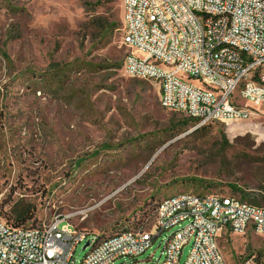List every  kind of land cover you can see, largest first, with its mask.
Instances as JSON below:
<instances>
[{
    "label": "rangeland",
    "instance_id": "obj_1",
    "mask_svg": "<svg viewBox=\"0 0 264 264\" xmlns=\"http://www.w3.org/2000/svg\"><path fill=\"white\" fill-rule=\"evenodd\" d=\"M123 15L122 0H0V217L28 209L30 223L90 207L72 222L102 238L184 191L264 206V107L228 124H185L160 105L156 81L123 72ZM97 17L119 26L107 41ZM248 232L221 240L229 263L260 244ZM159 254L156 241L109 264H155Z\"/></svg>",
    "mask_w": 264,
    "mask_h": 264
},
{
    "label": "built area",
    "instance_id": "obj_2",
    "mask_svg": "<svg viewBox=\"0 0 264 264\" xmlns=\"http://www.w3.org/2000/svg\"><path fill=\"white\" fill-rule=\"evenodd\" d=\"M185 2H193L198 18L189 17ZM142 3L154 5V17L158 19L154 0H122L123 16L131 21V31L122 34L128 49L122 64L130 62L131 70L123 72L132 78L156 81L160 105L190 106L191 119L225 124L248 119L256 109L264 107V99L256 100V93L264 92V0H164L172 12L173 7L181 9V16L175 19L183 26V33L172 34V40H165V33H171L168 29L157 32L140 23ZM228 12L236 13V27H229ZM221 37H235L248 45L253 60L244 62L228 49H210L211 39ZM152 55H160L163 70H150ZM229 71H237V79H229ZM178 73L213 77L215 92L205 95L198 84L178 82ZM236 81H245L243 102H233L232 85ZM239 199L190 192L156 206L135 234L120 235L103 244H93L96 232L72 222L73 218L85 220L90 207L55 215L46 223L36 222L34 227L0 217V264H76V247L87 238L91 249L78 264H109L119 257H136L156 241L160 254L155 264H179L186 244L190 247L182 264H225V243L219 242V234H226L227 242L230 240L228 223H235L239 230L240 226L258 224L259 234L255 236L260 244L253 250H264V206L250 211L239 207ZM174 206H186V213L168 215V208ZM253 250L235 251L238 264H250ZM257 264H264V259Z\"/></svg>",
    "mask_w": 264,
    "mask_h": 264
},
{
    "label": "bare ground",
    "instance_id": "obj_3",
    "mask_svg": "<svg viewBox=\"0 0 264 264\" xmlns=\"http://www.w3.org/2000/svg\"><path fill=\"white\" fill-rule=\"evenodd\" d=\"M154 3L157 6L158 19L154 17V5L149 3H142L143 15H140V23H144V26H152L153 29L157 30V32H166V29H168V31L171 33H165V40H172V34H182L183 26L179 24L178 19H175V16H181L180 7H173V12H172L171 9H168L166 7L164 0H154ZM185 10H189L190 18H198V11L196 10V7H193V2H185ZM160 19L164 21V24H162ZM236 23H237L236 13L228 12L229 27H236ZM122 26L125 29L124 34H128L131 31V21H128V16H124L122 21ZM121 42H122L121 45H123L127 49V40H123ZM219 48L228 49V51H231V53H236V57L244 58V62H251V60H253V53L250 50H248V45H246L241 41H238L235 37H221V38L211 39L210 49H219ZM127 56H128V52L124 56V59ZM122 68L123 71H130L131 63L123 62ZM150 70H163V60H161L160 55H152ZM183 75H187L188 77H190L188 73H178V82L190 83L181 77ZM261 75H264V67H261ZM229 79H237V71H229ZM199 80L201 81V85H198V89L205 90V95H212L215 92V81L213 77L202 76L201 78H199ZM238 86H240V88H237ZM244 89H245V81H236L233 83L232 85L233 102H243ZM263 99H264V92H257L256 100H263ZM161 106L165 109L182 113L188 116L189 118H192L193 116V108L190 106H186V105H178V106L161 105ZM209 122H214V121L197 120L196 124L200 126ZM187 193L190 192H186V191L179 192L175 195L161 198L156 202L155 207L162 205V203H168L172 200H178L184 197V194ZM208 194H210V197H220V195H224L225 197L233 196L230 194L220 193V192L205 193L200 195H208ZM239 207H248L250 211L260 210V206L248 203L242 199H239ZM184 213H186V206H174V208H168V215L184 214ZM46 219L47 218H42L36 222L46 223ZM36 222L32 221L30 223H27V227H34ZM138 225H140V223L131 225L130 227L122 228L119 231L102 238H100V235L98 233H95L93 236V244H103L106 241L114 239L120 235L135 234L138 231ZM248 231H252L253 233L258 235L259 225L248 224V226H240V230H239L235 227V223L227 224L228 235L233 236V234H242V233H247ZM226 236H227L226 234H219V242L223 238H226ZM261 236L264 237V231L261 232ZM88 246H90L91 249V242L88 243ZM224 259H225V264H228L225 257ZM260 259H264V251L253 250L250 264H257V262H260Z\"/></svg>",
    "mask_w": 264,
    "mask_h": 264
},
{
    "label": "trees",
    "instance_id": "obj_4",
    "mask_svg": "<svg viewBox=\"0 0 264 264\" xmlns=\"http://www.w3.org/2000/svg\"><path fill=\"white\" fill-rule=\"evenodd\" d=\"M96 30L98 31V34L100 37L107 41L109 37L112 35V32L116 30L119 26L115 22H108L106 18L97 17L96 18ZM197 120L194 119H187L185 121V124L192 123V125L196 124ZM246 196H243L245 198ZM31 213L29 214L28 209H19L17 211V215L15 217V224H21L25 221L26 218H29ZM115 233V232H114ZM105 236V235H104ZM103 237V236H102Z\"/></svg>",
    "mask_w": 264,
    "mask_h": 264
},
{
    "label": "crops",
    "instance_id": "obj_5",
    "mask_svg": "<svg viewBox=\"0 0 264 264\" xmlns=\"http://www.w3.org/2000/svg\"><path fill=\"white\" fill-rule=\"evenodd\" d=\"M121 26H122V21H121ZM120 31H121V27H120ZM126 50H127V49H126ZM158 92H159V90H158ZM222 240H225V238H223ZM220 242H221V241H220ZM227 262H228V261H227ZM237 263H238V260H237V259H234L232 263H231V262H230V263L228 262V264H237Z\"/></svg>",
    "mask_w": 264,
    "mask_h": 264
},
{
    "label": "water",
    "instance_id": "obj_6",
    "mask_svg": "<svg viewBox=\"0 0 264 264\" xmlns=\"http://www.w3.org/2000/svg\"><path fill=\"white\" fill-rule=\"evenodd\" d=\"M88 243H89V240H87V241L83 244L82 249H85V248L88 246Z\"/></svg>",
    "mask_w": 264,
    "mask_h": 264
}]
</instances>
